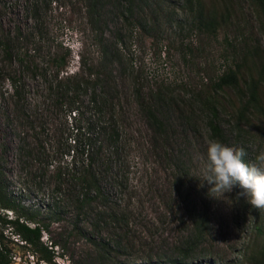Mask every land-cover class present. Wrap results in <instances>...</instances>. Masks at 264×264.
Here are the masks:
<instances>
[{
    "label": "rangeland",
    "instance_id": "rangeland-1",
    "mask_svg": "<svg viewBox=\"0 0 264 264\" xmlns=\"http://www.w3.org/2000/svg\"><path fill=\"white\" fill-rule=\"evenodd\" d=\"M97 2L0 0V167L12 204L0 208V233L11 264H251L264 249V210L239 187L213 198L200 178L211 140L244 148L248 163L264 151V115L249 110L237 120L244 96L210 88L236 68L242 92L248 79L260 80L264 107L257 7ZM212 92L216 137L207 125ZM96 120L103 132L87 130ZM112 129L116 143L104 136ZM9 218L41 227L51 263L20 245ZM199 218L195 241L191 220Z\"/></svg>",
    "mask_w": 264,
    "mask_h": 264
},
{
    "label": "trees",
    "instance_id": "trees-1",
    "mask_svg": "<svg viewBox=\"0 0 264 264\" xmlns=\"http://www.w3.org/2000/svg\"><path fill=\"white\" fill-rule=\"evenodd\" d=\"M252 2L255 4V6L258 9L260 20H261V30L264 36V0H252ZM96 3H98L97 0H91V6H95ZM113 8L116 11H119L122 17L126 14L131 15L130 8L123 7L121 9V6L118 4L117 1H115V4H113ZM209 23H210L209 21L206 22V24H208V27H211ZM237 75H238V71L236 68L234 69L227 68L219 76H217V78L212 82L210 86L211 90L215 92L216 90H221L223 88H230L238 92L240 97L244 96V100L241 106L239 107V109L237 110V120L245 119L244 113L245 112L247 113L249 110H253L256 113H261L262 115H264V107L260 104L259 98H258V84L260 80L250 78L246 82H244L243 83L244 90H245V93H244L239 88ZM206 101L208 102L209 112H210V117L207 122L208 129L210 131V135L212 137L214 136L216 137L220 135V129L217 126L216 121H215L217 111H216V103H215V98L213 96V92L210 94V96H207ZM150 115L153 121L158 125L159 122L155 118V116L151 113ZM98 121L99 120L94 121L93 124L88 123L89 128H87V130L91 131L93 127L97 126L98 129H100V131L103 132V129L106 128V127H103L105 124H103L104 122H100V124H98L99 123ZM236 127L238 128L237 123H236ZM88 131H86V134H87L86 140L88 144L92 145L94 141L91 142V137ZM75 132L78 135H80V132H77V130ZM104 136L107 140L112 141L113 143H116L117 134L114 131V129H112L111 131L109 130L108 132L107 130L104 131ZM72 141L73 143H75V140L72 139ZM82 143H83L82 140L76 139V144L74 146L79 147L81 149V153L87 156L88 146L86 144L87 149L85 148L84 150V146ZM89 159H91L90 156H89ZM90 163L91 162H88V164ZM78 179L80 181L86 180L83 178H78ZM88 180L90 181V184L92 185L91 186L92 189L98 190L97 189L98 186L96 184L97 181L95 180L94 173H91V177H89ZM0 208L1 209H12L11 201L6 193L5 179H4V175L1 170V167H0ZM4 221L14 226L15 234L21 242L20 245H27V246L32 247L33 249H36L37 251L40 252V255H41L40 259H42V261L48 262V263L52 262V259L54 256L53 253L50 251V249L47 250L40 240L41 232H42L41 227H39L38 225L30 226L23 221H19L17 218L15 219L9 218ZM191 222L193 226V237L195 240V238L198 239L201 236L203 232V228H204V222L201 218L193 219V221L191 220ZM262 234L264 236V232H262ZM0 243H2L1 233H0ZM0 264H11V255L9 254V250L4 244V242L2 243V246H0ZM251 264H264V249L260 250L257 257L252 258Z\"/></svg>",
    "mask_w": 264,
    "mask_h": 264
},
{
    "label": "clouds",
    "instance_id": "clouds-1",
    "mask_svg": "<svg viewBox=\"0 0 264 264\" xmlns=\"http://www.w3.org/2000/svg\"><path fill=\"white\" fill-rule=\"evenodd\" d=\"M244 148H236L218 140L206 145V162L202 169L201 181L211 185L209 194L216 199H224L235 187L242 191L253 208L264 210V151L253 163L245 161Z\"/></svg>",
    "mask_w": 264,
    "mask_h": 264
}]
</instances>
